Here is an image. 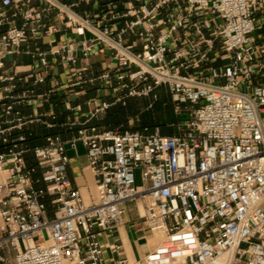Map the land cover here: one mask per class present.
<instances>
[{
    "label": "built area",
    "instance_id": "obj_1",
    "mask_svg": "<svg viewBox=\"0 0 264 264\" xmlns=\"http://www.w3.org/2000/svg\"><path fill=\"white\" fill-rule=\"evenodd\" d=\"M53 13L81 39L23 51L60 31ZM263 28L264 0H0V264H264ZM102 45L114 63L88 81ZM21 53L37 64L6 69ZM50 56L71 67L63 88L100 80L113 98L85 112L67 100L63 118L25 114L55 92L38 90ZM162 87L180 132L96 123L131 99L159 101ZM78 142L94 175L90 202L69 176ZM129 202L165 235L135 261L116 241Z\"/></svg>",
    "mask_w": 264,
    "mask_h": 264
},
{
    "label": "crops",
    "instance_id": "obj_2",
    "mask_svg": "<svg viewBox=\"0 0 264 264\" xmlns=\"http://www.w3.org/2000/svg\"><path fill=\"white\" fill-rule=\"evenodd\" d=\"M91 14L93 19H98L99 11L95 9V7H91ZM51 20L59 25L60 31L50 38L45 37L36 41L31 40L24 43L22 45L23 51H27L28 49L33 51L36 49H39L40 51H49L50 42H53L54 44H62L77 42L79 39H81L80 35H78L74 30L67 28L64 24V21L60 18H57L54 13L51 15ZM86 37L92 38L93 35L91 32L87 31ZM260 43L261 41H259V44ZM50 60L52 63L50 74L46 80V83L39 85L38 90L39 92H46L50 89H54L55 92L52 94L49 103H46L43 106L36 103L35 101H32L30 105L23 106L22 110L25 114L39 113L53 109L61 114L60 117L63 118V114H65L66 111L65 102L67 100H71L73 104L78 107V110L85 112L92 108L95 102L99 100H111L113 98V92L107 88H104L102 81L100 80L95 82H87L84 83L85 85L83 84L72 89L63 88L61 85H65L67 82V74L71 67H69L67 64H64L60 58L50 56ZM89 63L90 68L84 75V78L88 81L91 78L97 77L101 72L104 71L106 67L113 64L114 59L111 52L102 45L97 47V51L91 56ZM35 64H37V61L26 53L9 55L6 61V69L11 70L15 65L31 68ZM82 67H84V63L79 62L74 68H72V70H80ZM1 86L2 84L0 83V87ZM104 90H109L110 95L102 96L101 94ZM33 128L38 135H43L49 132L40 125H34ZM165 134L172 135L174 132ZM64 136L66 138L69 137L68 134H65ZM42 142L43 139L40 138V136L33 140V143L35 144ZM69 155L71 157L69 176L72 178L74 184L78 186L84 193L86 201L90 202V198L95 196L94 191L96 190V187L94 175L89 167V163L82 165L79 161V157L73 154V151L70 147ZM129 203H127V205ZM141 210L144 212L142 206ZM125 220V224L117 231L116 241L123 243L125 252L131 260L140 259L156 246L151 242L149 230L147 229L146 225L144 226L145 233L138 234L136 231L137 226H133V224L136 222L127 220L126 216Z\"/></svg>",
    "mask_w": 264,
    "mask_h": 264
},
{
    "label": "rangeland",
    "instance_id": "obj_3",
    "mask_svg": "<svg viewBox=\"0 0 264 264\" xmlns=\"http://www.w3.org/2000/svg\"><path fill=\"white\" fill-rule=\"evenodd\" d=\"M258 18L261 19V15H258ZM258 34L260 35V44L262 45L264 44V28L256 33V35ZM158 93L160 94L159 101L154 102L151 97L131 99L126 106V109H122L123 111L121 113H119V107H114L107 112V119L96 123L106 125L108 124L109 118L110 120H114L115 118H120V116L124 115L125 117L123 120H121L120 124L124 125L126 128L143 129L145 126H148L152 130L159 129L163 134L170 132H180V118L175 112V104L172 101L171 95L168 93L165 87H162ZM101 95H110V92L109 90H104ZM188 115L189 112L186 111L183 117ZM72 151L73 154L79 157V161L82 165L89 163L86 148L81 142L77 143V150ZM137 175V182L141 183L139 171L137 172ZM94 192L96 195V190ZM126 219L138 224L136 227L138 234L145 233V225L142 223L139 217V212L135 202H130L126 206ZM149 232L154 233L152 231ZM150 239L152 244L156 243V237L150 236Z\"/></svg>",
    "mask_w": 264,
    "mask_h": 264
},
{
    "label": "trees",
    "instance_id": "obj_4",
    "mask_svg": "<svg viewBox=\"0 0 264 264\" xmlns=\"http://www.w3.org/2000/svg\"><path fill=\"white\" fill-rule=\"evenodd\" d=\"M119 108H120V112L119 113H121L124 109H126V107H121V106H119ZM123 109V110H122ZM124 115H122V116H120V118H115L114 120H110V118H109V120H108V124H106V126H114V125H119L120 124V122H121V120H123L124 119ZM105 119H107V118H105ZM153 126V125H152ZM155 126V125H154Z\"/></svg>",
    "mask_w": 264,
    "mask_h": 264
},
{
    "label": "bare ground",
    "instance_id": "obj_5",
    "mask_svg": "<svg viewBox=\"0 0 264 264\" xmlns=\"http://www.w3.org/2000/svg\"><path fill=\"white\" fill-rule=\"evenodd\" d=\"M149 234H150V236H154V237H156V243H155V246L157 247L163 240H164V238H165V235H164V233L163 232H154V233H151V232H149ZM149 236V237H150ZM127 242V241H126ZM128 245V244H127ZM135 260H137V259H135ZM135 260H132V261H135Z\"/></svg>",
    "mask_w": 264,
    "mask_h": 264
}]
</instances>
